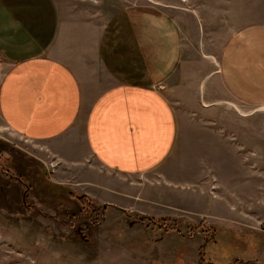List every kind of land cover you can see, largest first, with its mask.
I'll return each mask as SVG.
<instances>
[{
  "label": "crops",
  "instance_id": "0c3cea01",
  "mask_svg": "<svg viewBox=\"0 0 264 264\" xmlns=\"http://www.w3.org/2000/svg\"><path fill=\"white\" fill-rule=\"evenodd\" d=\"M151 4L0 0V125L108 192L123 194L127 175L165 168L167 185L234 211L237 231L264 233V129L239 127L253 109L216 111L223 95L264 104V0ZM193 51L215 64L198 84L201 103L212 105L202 118H230V127H178L176 98ZM192 152L201 155L190 176ZM255 245L260 264L264 238Z\"/></svg>",
  "mask_w": 264,
  "mask_h": 264
},
{
  "label": "rangeland",
  "instance_id": "374dc122",
  "mask_svg": "<svg viewBox=\"0 0 264 264\" xmlns=\"http://www.w3.org/2000/svg\"><path fill=\"white\" fill-rule=\"evenodd\" d=\"M153 1L111 0V5L149 9ZM186 65L184 90L176 98L178 127L235 124L230 118L203 119L212 105L201 103L198 84L215 67L213 60L194 53ZM212 92L219 98L218 89ZM223 98L216 111L242 117L239 113L253 109L239 127L264 129V109H258L264 104ZM200 138L192 134L190 146L200 145ZM200 155L192 152L190 176ZM80 176L54 153L0 125V264H256L252 259L263 254L255 244H262L264 233L237 231L234 211L197 189L167 185L165 168L127 175L119 182L126 187L123 194Z\"/></svg>",
  "mask_w": 264,
  "mask_h": 264
},
{
  "label": "built area",
  "instance_id": "2783aa9c",
  "mask_svg": "<svg viewBox=\"0 0 264 264\" xmlns=\"http://www.w3.org/2000/svg\"><path fill=\"white\" fill-rule=\"evenodd\" d=\"M260 229H261L262 231H264V222L261 223V225H260Z\"/></svg>",
  "mask_w": 264,
  "mask_h": 264
},
{
  "label": "bare ground",
  "instance_id": "6f19581e",
  "mask_svg": "<svg viewBox=\"0 0 264 264\" xmlns=\"http://www.w3.org/2000/svg\"><path fill=\"white\" fill-rule=\"evenodd\" d=\"M258 109H264V105L263 106H261L260 108H258ZM245 114V113H244Z\"/></svg>",
  "mask_w": 264,
  "mask_h": 264
}]
</instances>
